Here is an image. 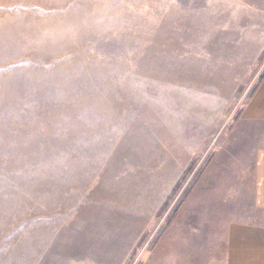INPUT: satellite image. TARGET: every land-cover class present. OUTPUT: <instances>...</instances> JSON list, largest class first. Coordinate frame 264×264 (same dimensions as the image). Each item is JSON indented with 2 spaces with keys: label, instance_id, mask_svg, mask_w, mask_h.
Wrapping results in <instances>:
<instances>
[{
  "label": "rangeland",
  "instance_id": "374dc122",
  "mask_svg": "<svg viewBox=\"0 0 264 264\" xmlns=\"http://www.w3.org/2000/svg\"><path fill=\"white\" fill-rule=\"evenodd\" d=\"M263 83L264 0H0V264H165L249 217Z\"/></svg>",
  "mask_w": 264,
  "mask_h": 264
},
{
  "label": "crops",
  "instance_id": "0c3cea01",
  "mask_svg": "<svg viewBox=\"0 0 264 264\" xmlns=\"http://www.w3.org/2000/svg\"><path fill=\"white\" fill-rule=\"evenodd\" d=\"M255 102L256 114L264 115V83ZM253 201L249 217L218 225L217 235L211 230L191 236L190 249L176 252L165 264H264V141L256 157Z\"/></svg>",
  "mask_w": 264,
  "mask_h": 264
}]
</instances>
